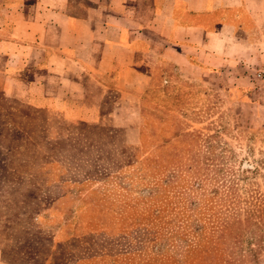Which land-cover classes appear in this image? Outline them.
I'll use <instances>...</instances> for the list:
<instances>
[{"label": "rangeland", "instance_id": "374dc122", "mask_svg": "<svg viewBox=\"0 0 264 264\" xmlns=\"http://www.w3.org/2000/svg\"><path fill=\"white\" fill-rule=\"evenodd\" d=\"M261 70L247 86L229 77H152L140 98L112 91L96 115L85 104L0 91V264H174L198 238L175 230L184 218L177 189L215 200L231 194L212 218L241 222L235 249L247 258L251 237L264 232V218L259 228L245 224L253 209L264 217ZM174 175L182 186L166 184L172 191L157 199L163 223L151 228L140 200ZM202 223L199 240L210 249L213 224Z\"/></svg>", "mask_w": 264, "mask_h": 264}, {"label": "crops", "instance_id": "0c3cea01", "mask_svg": "<svg viewBox=\"0 0 264 264\" xmlns=\"http://www.w3.org/2000/svg\"><path fill=\"white\" fill-rule=\"evenodd\" d=\"M259 67L264 0H0L7 97L85 104L96 115L112 91L140 98L152 77L247 86Z\"/></svg>", "mask_w": 264, "mask_h": 264}, {"label": "trees", "instance_id": "16d2710c", "mask_svg": "<svg viewBox=\"0 0 264 264\" xmlns=\"http://www.w3.org/2000/svg\"><path fill=\"white\" fill-rule=\"evenodd\" d=\"M142 133L144 134V129H142ZM140 169L141 166L139 165L138 170ZM184 179V177L177 178V176L175 175L174 177H164L159 181L160 184L153 183V186L148 189L147 197H145L144 200L142 199L140 201L142 205H148L146 207L148 211V215L146 217H148L149 219V217L152 216L153 218L152 220L148 221L149 227L156 228L161 223H163L161 221L160 212L161 210H164V208H161V205L160 203H158L157 199L161 200V195L164 194L163 192L172 191V187H166V184L171 185L176 182L178 188H181V180ZM173 193H179L178 195L181 194L184 196V202L180 201L182 203L181 211H183L184 214L182 226H180L179 229L175 230H178L180 235H188V238L189 236H193V240L198 237L196 245L193 246V243H189V245L192 247L186 249L187 253L188 251H192V253L189 256L188 254H186L184 259H176V263L174 264H264V256H260L261 251H264V232L260 236L255 235L251 237L252 239L254 238V244L256 246H248L247 250L249 256L247 258H244L243 255L237 253V249H235V245L240 241L239 239L242 231L241 222L239 220L233 219L232 222L235 227V231L233 233V225H228L226 221L223 223H214L212 217L217 216V214L222 212L223 200H225L224 198H226V196L231 197V194H226L224 197H220L219 199L215 200V197H213L214 195H209L204 192L191 195L190 193L184 192V190L180 191L177 189V191H173ZM153 199H155V201ZM137 204H139V202H137ZM155 204L158 205L155 206ZM166 205L169 206L167 203H163L164 207ZM263 218L264 217H261L260 215L259 209H253L251 212L247 213L245 224H253L257 228H259L260 226H258V224L260 221L263 222ZM202 222H210L211 224H213L211 225L213 233L208 235L206 239V243L211 244L212 242H215V245L210 249H208V247H205V245L202 244L199 240L201 232L205 228V225ZM168 231L169 230H166L165 233H167ZM251 232L253 233V230H251ZM165 233H160L159 237L164 235ZM182 241L186 242V239H182ZM184 245L185 243L182 242L180 244L176 243V251L179 252ZM192 248L194 250H192ZM184 253L186 252L184 251Z\"/></svg>", "mask_w": 264, "mask_h": 264}, {"label": "built area", "instance_id": "2783aa9c", "mask_svg": "<svg viewBox=\"0 0 264 264\" xmlns=\"http://www.w3.org/2000/svg\"><path fill=\"white\" fill-rule=\"evenodd\" d=\"M258 76H259V77H264V71H262V70L259 71Z\"/></svg>", "mask_w": 264, "mask_h": 264}]
</instances>
